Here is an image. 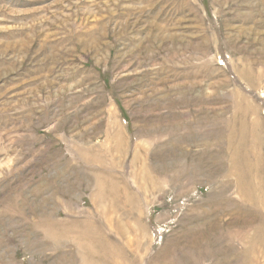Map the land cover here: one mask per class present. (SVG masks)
<instances>
[{"label":"rangeland","instance_id":"1","mask_svg":"<svg viewBox=\"0 0 264 264\" xmlns=\"http://www.w3.org/2000/svg\"><path fill=\"white\" fill-rule=\"evenodd\" d=\"M0 264H264V0H0Z\"/></svg>","mask_w":264,"mask_h":264}]
</instances>
